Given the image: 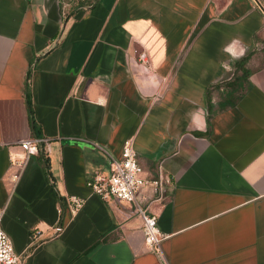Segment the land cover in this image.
<instances>
[{
    "label": "crops",
    "instance_id": "1",
    "mask_svg": "<svg viewBox=\"0 0 264 264\" xmlns=\"http://www.w3.org/2000/svg\"><path fill=\"white\" fill-rule=\"evenodd\" d=\"M84 1L0 0V207L23 264H264V0ZM30 136L48 152L25 158ZM126 139L164 176L137 193L160 252L133 202L86 183Z\"/></svg>",
    "mask_w": 264,
    "mask_h": 264
},
{
    "label": "built area",
    "instance_id": "2",
    "mask_svg": "<svg viewBox=\"0 0 264 264\" xmlns=\"http://www.w3.org/2000/svg\"><path fill=\"white\" fill-rule=\"evenodd\" d=\"M144 56V53H141ZM21 147L24 150V157L37 153L39 144L45 145L48 152L49 145L46 139L38 136H30L20 139ZM111 168L108 173L94 172L86 181L91 190L98 194L103 200L110 201L114 198H122L134 203L135 208L143 219L144 240L147 247L160 252L161 242L165 233L160 231L156 215L146 213L145 208L140 204L137 193L146 183H151L158 193H162L164 176L159 173L158 177L146 178L142 174V166L137 158V151L131 139L123 142L121 156L119 158L110 156ZM17 175H14L16 177ZM84 198L75 194L66 196V202L72 214H76L84 205ZM60 214L62 208L59 207ZM4 208L0 207V264H23V255L15 251L12 240L2 226ZM61 228L58 223L56 230ZM38 236L32 231V238Z\"/></svg>",
    "mask_w": 264,
    "mask_h": 264
},
{
    "label": "trees",
    "instance_id": "3",
    "mask_svg": "<svg viewBox=\"0 0 264 264\" xmlns=\"http://www.w3.org/2000/svg\"><path fill=\"white\" fill-rule=\"evenodd\" d=\"M81 1L85 3L84 0H81ZM246 61H247V55H244L235 63L237 70L239 69L241 70V74H238L236 72L233 74V76L230 79L225 80L218 85L216 84L217 87L220 85L224 87L223 89L224 96H225V99L227 100V103L223 104L222 106L234 104L239 99V97L242 95L244 90L246 89V86L244 84L246 80V76L248 74L247 69L244 66ZM27 95H28V91L26 90V97Z\"/></svg>",
    "mask_w": 264,
    "mask_h": 264
}]
</instances>
